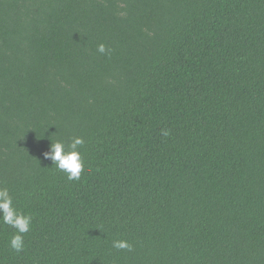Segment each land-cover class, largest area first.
<instances>
[{"label":"trees","instance_id":"16d2710c","mask_svg":"<svg viewBox=\"0 0 264 264\" xmlns=\"http://www.w3.org/2000/svg\"><path fill=\"white\" fill-rule=\"evenodd\" d=\"M0 187V264H264V0H0Z\"/></svg>","mask_w":264,"mask_h":264},{"label":"clouds","instance_id":"9594fccd","mask_svg":"<svg viewBox=\"0 0 264 264\" xmlns=\"http://www.w3.org/2000/svg\"><path fill=\"white\" fill-rule=\"evenodd\" d=\"M97 50L105 55H111L112 51L110 48H106L104 44H100ZM161 131L165 137L170 134L168 129H162ZM84 143L83 137H76L66 147L62 141L57 140L54 143L52 142L50 149L44 153V157L51 159L57 169L66 174L68 180H79L84 169V161L79 146ZM0 221L16 229L15 234L9 241V246L17 253L21 252L24 248V234L31 230L33 216L20 211L15 206L13 198L6 187H0ZM112 247L118 250H133V245L122 239L114 240Z\"/></svg>","mask_w":264,"mask_h":264}]
</instances>
